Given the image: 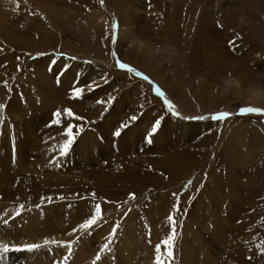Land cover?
Wrapping results in <instances>:
<instances>
[{
    "label": "rangeland",
    "instance_id": "rangeland-1",
    "mask_svg": "<svg viewBox=\"0 0 264 264\" xmlns=\"http://www.w3.org/2000/svg\"><path fill=\"white\" fill-rule=\"evenodd\" d=\"M124 1L0 3V244L68 243L79 237L68 264H93L111 226L119 224L110 251L99 253L97 264H156L157 255L163 264H264V116L241 114L264 110V100L250 99V89H264V22L263 28L252 29L256 45L240 40L246 35L240 14H263L264 0H159L160 9L148 0H128L136 20L125 23L124 30L146 42L140 51L126 41L117 44L114 7ZM177 2L182 19L193 21L205 12L209 25H232L231 30L221 27L232 47L223 75L241 82L238 92L225 91L214 73L189 75L186 64L160 54ZM233 11L240 12L231 17ZM157 16L165 20L158 35L150 20ZM178 38L181 44L186 40ZM156 47L159 52L147 51ZM60 56L70 68L67 73L50 63ZM235 62L250 74L238 75ZM105 77L108 84L73 97L75 86L103 83ZM157 88L163 96L156 95ZM109 95L117 100L102 116L103 106L95 100L107 101ZM165 99L189 119L170 117ZM66 109L83 119L67 117ZM57 111L59 125L52 123ZM220 112L231 115L219 122L191 119ZM133 114L139 120L114 138L113 129ZM160 117L165 118L162 127L148 144L146 133ZM67 127H73L76 139L61 157ZM174 193L180 195L182 211L175 214L170 260L164 240L171 235L167 217L176 203ZM96 203L107 223L91 235L69 236ZM67 255L65 248L49 245L33 253H9L0 264H63Z\"/></svg>",
    "mask_w": 264,
    "mask_h": 264
},
{
    "label": "bare ground",
    "instance_id": "bare-ground-1",
    "mask_svg": "<svg viewBox=\"0 0 264 264\" xmlns=\"http://www.w3.org/2000/svg\"><path fill=\"white\" fill-rule=\"evenodd\" d=\"M3 1L4 0H0V3ZM148 1L152 2V4H153L152 8L160 9L159 0H152V1L148 0ZM180 1L182 2L183 0H180ZM124 2L125 3L121 2V4L116 3L115 7H114L115 8L114 13L117 17V20H118L119 26H120L119 31H118L119 35H120V37L119 36L118 37L120 39H118L119 42L117 44H119L120 42H123V41H126L128 44H132V42L134 40H136L137 38L135 37L134 33L130 32L126 29L124 30V25H125V23L128 24V23H131L132 21L135 22L136 19L132 14V8H130L128 0L127 1L125 0ZM153 2H155V3H153ZM179 3L178 2L176 3V7H175L176 13L172 14L170 12L171 13L170 16L172 17V18H170V26L167 24V26L170 27L169 28L170 29V38H169V41L167 42L168 44L164 45V48H166V49L159 50L160 54H167L168 57H170V59H172V61H174V63H176L175 61L178 59L182 63L186 64L187 65L186 67H185V65H184V67L183 66L182 67H183L184 71L186 69H188L186 71H187V74H189V75L204 74L205 72L208 73L209 75H212V73H214L215 79L219 80L221 83H225V81L227 79L223 75V73H224V70L226 68L230 67V66L228 67V65H231L230 64L231 62H229L227 60H230L232 58L230 55V52L227 49H231L232 47L229 44V42L227 41L229 39L226 40V36H225L226 31H222L221 27L227 28L228 30L229 29L231 30L232 25L227 24V23H222L221 26H216V27H215V25L214 26L209 25L207 20L206 21L204 20L205 17H207V14L205 12H203V16H200V17L197 16L198 18L194 19L193 21H189L185 18L182 19L179 16V11H180V6H181V3L180 4ZM237 7L241 11L243 10L242 6L241 7L237 6ZM181 10H182V8H181ZM215 11L213 12V14H215ZM238 12H240V11H238ZM238 12H236V13H238ZM236 13L233 11V12H230L229 15L231 17H234ZM253 16H255L257 21H260L261 24H259V25L255 24ZM240 17L246 22V28L245 29L243 28L244 30H246V32H245L246 35L240 40L243 41L244 45L248 44V47H249L250 45L255 44L254 40H252V33L254 32V31H252V29H255V27L263 28L264 13L261 15L248 14L247 10L246 11L243 10L242 14H240ZM150 20H151V24L153 26L152 31H154L156 35H158L159 33H163V29L161 28V25H164L165 20L160 19L158 16L153 17ZM236 20L238 21V18H236ZM178 35L179 36L183 35V37H186V40L183 39V44L180 43ZM190 36H192V38ZM233 43H238V41L233 42ZM262 43H264V37L262 38ZM125 45H126V43H125ZM157 45L158 44H156V46ZM178 48L180 49L179 51H178ZM147 51H153V54H154V52H159L158 47L153 48L151 50L149 49ZM237 51L241 52L242 50L237 49ZM178 52H179L180 56L177 55ZM245 52L248 53L247 51H245ZM135 54H137V53H135ZM146 55L148 56V53H146ZM148 60H149V58H148ZM132 62H134V61H132ZM132 62L130 61V63H132ZM135 63H134V65H135ZM235 64H236V66H235ZM235 64H234V66H235L234 71L238 75H240L241 77H245L246 75L250 74V71L246 67H243L244 65L241 62H235ZM136 65H138V64H136ZM140 67L142 68V65H140ZM144 69H146V68H144ZM148 73H149V75H153L154 78L155 77L156 78L158 77V79L161 78L149 70H148ZM160 82H161V79H160Z\"/></svg>",
    "mask_w": 264,
    "mask_h": 264
},
{
    "label": "snow or ice",
    "instance_id": "snow-or-ice-1",
    "mask_svg": "<svg viewBox=\"0 0 264 264\" xmlns=\"http://www.w3.org/2000/svg\"><path fill=\"white\" fill-rule=\"evenodd\" d=\"M115 55H117V53H115ZM120 63H124L121 62L120 60H118ZM50 63L52 64L53 68H55V66L57 64L61 65V71L64 73H67L70 68L69 67H65L63 64V57L60 56L58 59H54V58H50ZM119 69V68H117ZM120 70V69H119ZM57 75H59V73H57ZM148 79V78H147ZM83 80V78H82ZM110 81L107 77H105L103 79V83L100 82H92V83H85V87H80V86H75L74 87V91L72 93L73 97L76 99H80L84 96L85 93V88H87V90L89 92H95V90L97 88L102 87L104 84H108ZM5 87H7V84H5ZM156 95L158 97L163 96V92L160 91V89H156ZM117 100V97L114 95H109V98L107 99V101L102 100V99H96L95 100V104L97 105H101L103 106V111L101 113V115H106L111 108L113 107L115 101ZM166 108H167V112L169 113L170 117H176L178 119H189L188 117H182L181 113L176 109V107L167 99H165L164 101ZM140 107L143 108L144 105L143 103L140 104ZM4 111V104L2 102H0V112ZM65 113L67 115V117L69 118H73L77 121L82 120L83 118L75 115L71 109H66ZM257 114V115H262L264 116V110H260L259 112H253V111H242L241 114ZM55 119L52 121L53 124L55 125H59L61 123V113L59 111H57L55 114ZM143 115V113H141V116ZM231 114L225 113V112H220L218 114H213L210 117L206 116V115H200L198 117H191V119H197V120H207V119H211L212 121H223L226 120L230 117ZM164 117H160L155 119L151 125H150V130L146 133V142L148 144H151L153 142V138L156 134H158L159 129L162 127V123L164 121ZM139 120V117L135 114L131 115L128 119V121H122L120 122L112 131V135L114 138H121L123 135L126 134L127 130L130 129L131 126H133L134 122H137ZM133 122V123H130ZM83 128H78L77 132H82ZM64 135L66 136V142L63 143L61 149H60V156H66L73 143L75 142L76 136L74 135V130L73 127H67L66 132L64 133ZM193 182L190 180L188 181V184L191 185ZM174 199L176 200V203L173 206V212L172 214H169L167 219L168 222L171 226V235L168 236V238L166 240H164V245L167 247V256L168 258L171 260L174 256V241L176 240L177 237V220L175 218V214H178L182 211V208L180 207V195L179 193H174ZM135 195L134 194H129V199H135ZM60 199H64L63 197H60ZM92 199L95 200L96 199V194L93 193L92 194ZM51 200V198H49V201ZM106 203H113L112 201H106ZM24 205H20V209L23 210ZM17 216L21 215V211H18L16 213ZM5 223H7V221H5ZM101 223H107V221L104 219V210L102 209L101 204L96 203L94 204L93 210L91 212V214L89 216H87L85 219H83L82 222H80L75 228H73V230L71 232L68 233L69 236L74 235L75 233H83V234H87V235H91L92 234V230L96 227H99ZM120 225L119 224H114L111 226V231L108 234V236L106 237V242L101 246V248L99 249V253H105L110 251V246L114 241V238L118 232ZM79 237H77V240L65 243L63 241H58L56 239H45L43 241V244H39V243H30V244H25L23 246H16V245H9L7 243H3L0 244V261H3L7 258L9 253H33L35 250L40 249V248H47L49 245H54V246H58V247H63L67 250L68 255L65 256L63 258V264H68V260L72 255V250H73V245L78 241ZM155 251L157 253L160 252V248L157 246ZM97 254L95 256V260L93 261V264H97V262L101 261V255ZM156 264H163V261H161L159 255L156 256Z\"/></svg>",
    "mask_w": 264,
    "mask_h": 264
},
{
    "label": "clouds",
    "instance_id": "clouds-1",
    "mask_svg": "<svg viewBox=\"0 0 264 264\" xmlns=\"http://www.w3.org/2000/svg\"><path fill=\"white\" fill-rule=\"evenodd\" d=\"M146 47V42L142 38H137L132 42L130 45V48L136 49L137 51L143 50ZM259 57V54H257ZM225 91L228 89H235L238 90L241 87V82L235 78L231 77V74H229V78L225 81ZM251 95L250 99L254 101H262L264 100V89L256 88V89H250Z\"/></svg>",
    "mask_w": 264,
    "mask_h": 264
}]
</instances>
